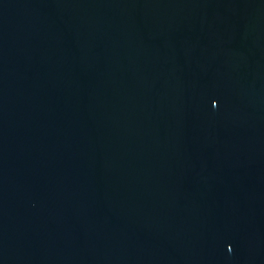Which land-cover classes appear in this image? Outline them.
Returning a JSON list of instances; mask_svg holds the SVG:
<instances>
[{"label":"water","instance_id":"water-1","mask_svg":"<svg viewBox=\"0 0 264 264\" xmlns=\"http://www.w3.org/2000/svg\"><path fill=\"white\" fill-rule=\"evenodd\" d=\"M0 264H264V0H0Z\"/></svg>","mask_w":264,"mask_h":264}]
</instances>
